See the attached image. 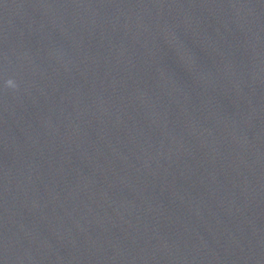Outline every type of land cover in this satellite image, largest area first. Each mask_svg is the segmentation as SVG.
<instances>
[{
	"label": "water",
	"instance_id": "water-1",
	"mask_svg": "<svg viewBox=\"0 0 264 264\" xmlns=\"http://www.w3.org/2000/svg\"><path fill=\"white\" fill-rule=\"evenodd\" d=\"M0 264H264V0H0Z\"/></svg>",
	"mask_w": 264,
	"mask_h": 264
}]
</instances>
